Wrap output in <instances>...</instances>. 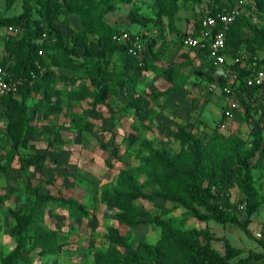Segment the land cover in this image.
<instances>
[{
	"label": "rangeland",
	"instance_id": "374dc122",
	"mask_svg": "<svg viewBox=\"0 0 264 264\" xmlns=\"http://www.w3.org/2000/svg\"><path fill=\"white\" fill-rule=\"evenodd\" d=\"M44 1L0 0V18L18 17L28 12L32 25L38 21L43 23ZM154 1L62 0L65 13L55 17L54 25L65 37L81 28L83 17H90L95 29L101 32L152 36L156 44L148 62L164 70L171 69V74L164 76L153 68L132 69L130 73L139 80L119 95L110 94L98 100L88 96L73 101L68 96H55L53 103L62 108L61 112L48 118L41 114L35 116L29 123L32 128L24 134V144L16 145L7 134L8 122L0 120V196L4 197L0 205V259L16 246L9 235L13 224L9 213L24 209L30 179L41 186L43 194H51L57 201L48 207L40 224L68 235L67 244L60 246L62 252L58 255L30 250L28 255L33 264H138L128 262L134 255L141 257L140 264H153L143 250H163L166 236L175 233V221H184L186 227L210 230L219 238L212 241V246L221 255L226 254V243H230L234 250L231 261L245 259L253 253L264 254V245L261 243L262 247L255 237L264 229V106L238 92L232 97L226 96L220 83L225 69L215 67L206 53L190 51L180 56L174 48L175 32L186 30L203 11L235 6H241L240 34L247 40L243 49H248L249 44L264 45V0H242V3L239 0H178L180 9L173 22L165 15L160 23L135 22L136 10L155 17ZM22 35L20 27L14 38ZM7 36L5 29H0V58L5 53ZM91 39L90 45L99 49L98 34L91 35ZM246 51L264 58V47L254 53L250 49ZM119 55V52L107 55L111 63L108 70L119 66ZM44 59L55 71L70 73L57 65L50 53ZM84 83L81 79L76 87ZM136 98L140 99L135 102L139 105L126 110L125 106ZM231 102L236 107L233 108ZM230 107L233 116H227ZM74 117L80 124L89 122L92 130L75 126ZM179 128H185L196 138L217 133L218 137H224L221 143L234 135L245 148L256 145L251 165L262 203L249 224L252 236H247L235 224L199 221L176 202L141 197L134 202L133 209L121 206L122 198L135 190L150 195L160 189L146 170L145 158L154 151H165L181 159L187 157V147L182 146L176 134ZM33 154H45L57 162H50L43 169L24 166L22 158ZM44 171L57 176L54 186L39 183ZM70 173H76L77 178H71ZM221 186L230 193L231 203H238L243 197L236 177L231 176ZM61 196L82 203L88 208V214L81 219L72 216L67 206L58 202ZM237 214L242 220L246 219L245 211L238 209ZM249 264H264V259Z\"/></svg>",
	"mask_w": 264,
	"mask_h": 264
},
{
	"label": "trees",
	"instance_id": "16d2710c",
	"mask_svg": "<svg viewBox=\"0 0 264 264\" xmlns=\"http://www.w3.org/2000/svg\"><path fill=\"white\" fill-rule=\"evenodd\" d=\"M121 1L132 3V0ZM186 1L188 0H183ZM153 6L155 17L145 16L136 10L135 22L143 25L152 21L160 23L164 15L173 22L174 16L180 9L178 0H155ZM215 11L211 10L212 13ZM41 13L43 23L38 21L35 25L31 24L28 12L18 17L0 18V29L9 25H17L23 29V35L19 39H15V35L8 36L4 42L5 53L0 59V64L14 80H22V84L14 91L0 96V120L4 119L8 122L7 134L16 145L24 144V134L32 128L29 127V123L35 116L41 114L44 118H48L61 112L62 108L53 103L52 98L55 96H68L70 101H73L88 96L98 100L110 94L119 95L123 89L129 90L132 83L138 82L139 77L130 73L132 69L144 71L153 68L164 76L169 77L171 74V69L164 70L148 62V56L156 44V39L152 36L145 37L147 54L143 64L139 65V60L129 53V46L118 41L116 38L118 35L98 31L90 17H83L81 28L74 31L70 37H65L54 25L55 17L65 13L62 0H45ZM240 18H237L227 34V49L235 51L250 49L253 53L257 52L264 45L253 47L249 44L246 46L248 49H243L247 40L240 34L243 26ZM43 33H46L47 38L41 41ZM94 34H98L99 49L90 45L91 35ZM40 50H43L45 55L47 53L53 55L57 65L70 70V73L55 71L45 61V55L39 54ZM115 52L120 54L118 57L120 64L108 70L107 67L111 63L107 55ZM246 53L250 58H245L232 67L239 71L241 80L239 91L252 93L253 89L245 86L243 78L249 73L248 65L251 62L256 61L258 66H262L264 58L256 57L247 51ZM81 79L84 80V85L76 87ZM220 83L223 86L226 80L221 77ZM139 98L130 101L125 106L126 110L139 105L135 103ZM262 105L264 106V103ZM73 121L79 128L92 130L89 122L80 124L75 117ZM176 134L182 146L187 147V157L181 159L165 151H154L145 158L146 170L160 189L150 195L135 190L122 198L121 206L124 209H133L134 202L141 197L176 202L190 211L199 221L214 220L220 224H235L247 236H252L249 224L262 203L255 187L251 165L257 150L256 145L245 148L242 141L234 135L226 143H221L220 140L224 137H218L217 133L210 137L204 134L196 138L185 128H179ZM50 162H57V159L49 158L45 154H33L22 158L24 166L41 169L47 168ZM42 174L43 178L38 180L39 183L50 186L57 183V176L45 171ZM69 176L73 179L77 178L76 173H70ZM231 176L236 177L238 189L243 195L238 203H231L230 196L216 195L212 192L214 185L221 186ZM40 187L30 179L26 186L24 209L10 211L13 224L9 235L16 246L11 253L0 259V264H33L32 258L28 255L30 250H39L43 255H58L62 252L60 246L67 244L68 235L63 234L60 229L40 224L48 207L57 202L53 195L43 194ZM3 200L4 197L0 196V205ZM58 202L66 205L69 213L80 219L89 212L85 205L73 198L61 196ZM239 204L244 205L245 220L237 214ZM173 229L175 233L166 236L167 243L163 250L152 252L143 250L153 264H249L254 260L264 259V254L253 253L245 259L231 261L234 250L230 243H226V254L221 255L212 246V241L219 238L212 235L210 230L186 227L184 221H175ZM112 250L118 252L117 249ZM140 259L139 255H134L128 262L140 264Z\"/></svg>",
	"mask_w": 264,
	"mask_h": 264
},
{
	"label": "built area",
	"instance_id": "2783aa9c",
	"mask_svg": "<svg viewBox=\"0 0 264 264\" xmlns=\"http://www.w3.org/2000/svg\"><path fill=\"white\" fill-rule=\"evenodd\" d=\"M239 2L242 3V0H239ZM240 8L241 6L228 7L221 10L218 9L214 13L209 10L203 11L196 26L180 35V43L186 49H195L206 53L215 67L225 69L223 78L226 80V84L221 89L226 96L232 97L238 92L240 96H247L251 102L264 103V65L258 66L256 61L248 65L249 73L245 75L243 81L248 89H253L252 93L239 91L238 86L241 82L239 71L235 72L231 69L233 64L245 58H250L243 50L235 51L226 47L227 34L237 18L241 16ZM4 29L6 35L9 36L17 34L20 27L9 25ZM145 37L128 32H123L116 36L119 42L129 46V53L139 60V65L143 64L147 54ZM46 38V33H43L40 40L43 41ZM39 54L43 55V50H40ZM20 84H22V80H14L6 68L0 64V96L9 94ZM231 106L234 108L236 104L231 102ZM227 116H233L231 107L227 111ZM212 192L216 195H230L228 191L217 185L212 187ZM238 209L244 210V205L239 204ZM229 210L231 211L230 208ZM255 237L264 244V229L257 232Z\"/></svg>",
	"mask_w": 264,
	"mask_h": 264
},
{
	"label": "crops",
	"instance_id": "0c3cea01",
	"mask_svg": "<svg viewBox=\"0 0 264 264\" xmlns=\"http://www.w3.org/2000/svg\"><path fill=\"white\" fill-rule=\"evenodd\" d=\"M199 19V18H198ZM198 19L197 20H193L188 26H187V28H186V30H184V31H176L175 32V39H176V42L174 43L175 45H174V48H176V51H178V53H179V55L181 56V55H183L184 53L185 54H187L188 52H190V51H198V52H202V51H199V50H195V49H186V48H184V47H182V45H181V43H180V35L182 34V33H184V32H186L187 30H189V29H191L193 26H196V24H197V21H198ZM204 53V52H203ZM3 57V56H2ZM1 57V58H2ZM230 61V60H229ZM259 243H260V245L262 246V242H260L259 241ZM263 247V246H262ZM264 249V248H263Z\"/></svg>",
	"mask_w": 264,
	"mask_h": 264
}]
</instances>
